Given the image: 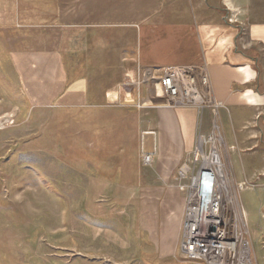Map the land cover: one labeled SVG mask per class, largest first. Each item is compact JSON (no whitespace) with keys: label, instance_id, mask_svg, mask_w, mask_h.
Here are the masks:
<instances>
[{"label":"rangeland","instance_id":"rangeland-1","mask_svg":"<svg viewBox=\"0 0 264 264\" xmlns=\"http://www.w3.org/2000/svg\"><path fill=\"white\" fill-rule=\"evenodd\" d=\"M37 3L0 0V264H199L180 249L185 194L178 169L161 176L155 162L145 166L144 133L130 109H114L130 105L139 89L147 95L145 85H124L123 103L99 110L27 103L10 55L38 46V32L20 30ZM251 5L243 14L264 19V1ZM226 160L237 176L229 153ZM240 200L264 264V193L245 190Z\"/></svg>","mask_w":264,"mask_h":264},{"label":"crops","instance_id":"crops-1","mask_svg":"<svg viewBox=\"0 0 264 264\" xmlns=\"http://www.w3.org/2000/svg\"><path fill=\"white\" fill-rule=\"evenodd\" d=\"M252 2L38 0L34 21L20 26L38 32V46L15 50L10 59L33 109L99 110L108 101L122 104L124 85L149 69L206 64L224 106L217 122L232 168L238 166L234 180L264 185V19L243 14ZM147 89L114 109L131 110L147 153L161 176H170L193 153L197 136L212 134L216 117L210 110L157 107L155 88ZM260 210L262 217L264 200Z\"/></svg>","mask_w":264,"mask_h":264},{"label":"built area","instance_id":"built-area-1","mask_svg":"<svg viewBox=\"0 0 264 264\" xmlns=\"http://www.w3.org/2000/svg\"><path fill=\"white\" fill-rule=\"evenodd\" d=\"M130 83H137L139 87L145 85L149 90L154 87L156 98L164 102L157 107L193 108L200 115L210 110L216 117L212 134L197 136L195 151L182 161L175 178L178 189L185 194L180 241L184 259L199 264H258L254 258L249 222L240 200L241 193L254 186L248 181L236 183L230 174L226 160L228 152L217 122L224 106L216 99L207 65L149 69L136 82L130 78ZM153 162L154 154L145 153L144 165L148 167ZM205 197H209L214 224L209 240L196 245L191 238L190 226L195 223ZM220 241L234 245L235 250L218 253L214 246Z\"/></svg>","mask_w":264,"mask_h":264},{"label":"bare ground","instance_id":"bare-ground-1","mask_svg":"<svg viewBox=\"0 0 264 264\" xmlns=\"http://www.w3.org/2000/svg\"><path fill=\"white\" fill-rule=\"evenodd\" d=\"M160 105H164V102L162 100L161 104H158L157 106ZM205 199L206 200L204 201V204L202 205L199 214L195 219V223L193 222V224L190 226L191 238L193 240V243L196 245H200L204 240H209L210 229L212 224H214L213 215L210 212L211 204L209 201V197H205ZM214 248L218 250V253H228L235 250L234 245L225 241H220L218 245L214 246Z\"/></svg>","mask_w":264,"mask_h":264}]
</instances>
